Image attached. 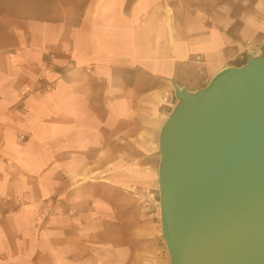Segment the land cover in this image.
I'll list each match as a JSON object with an SVG mask.
<instances>
[{
	"label": "crops",
	"instance_id": "0c3cea01",
	"mask_svg": "<svg viewBox=\"0 0 264 264\" xmlns=\"http://www.w3.org/2000/svg\"><path fill=\"white\" fill-rule=\"evenodd\" d=\"M55 9L2 17L0 264H157L139 194L157 188L174 83L244 63L264 24L219 1Z\"/></svg>",
	"mask_w": 264,
	"mask_h": 264
},
{
	"label": "water",
	"instance_id": "95a60500",
	"mask_svg": "<svg viewBox=\"0 0 264 264\" xmlns=\"http://www.w3.org/2000/svg\"><path fill=\"white\" fill-rule=\"evenodd\" d=\"M160 127L158 208L169 264H264V40Z\"/></svg>",
	"mask_w": 264,
	"mask_h": 264
},
{
	"label": "rangeland",
	"instance_id": "374dc122",
	"mask_svg": "<svg viewBox=\"0 0 264 264\" xmlns=\"http://www.w3.org/2000/svg\"><path fill=\"white\" fill-rule=\"evenodd\" d=\"M66 2L70 0H0V31L3 30L5 20L2 17L7 15L11 16H24V15H46L50 12H55L57 2ZM186 2L207 4L213 1L223 3H231L234 5L235 12H241L244 9H253L257 18L264 24V0H184ZM264 27V26H263ZM257 50V48L255 49ZM152 193L150 209L144 208L149 212L151 217L150 237L148 240L153 241V249L146 251L145 258L150 262L151 258L157 264H169V256L166 250L164 240L161 237V228L159 221V208H158V189H148ZM151 251H153L151 253ZM147 262V261H146Z\"/></svg>",
	"mask_w": 264,
	"mask_h": 264
},
{
	"label": "built area",
	"instance_id": "2783aa9c",
	"mask_svg": "<svg viewBox=\"0 0 264 264\" xmlns=\"http://www.w3.org/2000/svg\"><path fill=\"white\" fill-rule=\"evenodd\" d=\"M152 198V193L149 190H144L143 194H139V201L146 209H150Z\"/></svg>",
	"mask_w": 264,
	"mask_h": 264
}]
</instances>
